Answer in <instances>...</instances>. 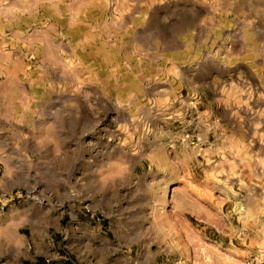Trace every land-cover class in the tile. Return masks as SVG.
<instances>
[{"label": "rangeland", "instance_id": "1", "mask_svg": "<svg viewBox=\"0 0 264 264\" xmlns=\"http://www.w3.org/2000/svg\"><path fill=\"white\" fill-rule=\"evenodd\" d=\"M0 264H264V0H0Z\"/></svg>", "mask_w": 264, "mask_h": 264}]
</instances>
